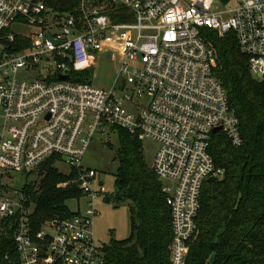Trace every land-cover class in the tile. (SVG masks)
I'll return each instance as SVG.
<instances>
[{
  "label": "built area",
  "instance_id": "1",
  "mask_svg": "<svg viewBox=\"0 0 264 264\" xmlns=\"http://www.w3.org/2000/svg\"><path fill=\"white\" fill-rule=\"evenodd\" d=\"M16 23L36 30L15 32ZM204 29L232 31L252 76L264 78V0H0V231L12 229V264H106L92 229L104 193L81 160L96 131L108 138L118 128L156 142L169 264H186L202 184L223 172L213 133L242 142ZM107 55L116 75L100 86L85 70ZM50 158L75 173L57 185L74 183L82 195L72 214L34 226L26 180L14 174Z\"/></svg>",
  "mask_w": 264,
  "mask_h": 264
},
{
  "label": "trees",
  "instance_id": "2",
  "mask_svg": "<svg viewBox=\"0 0 264 264\" xmlns=\"http://www.w3.org/2000/svg\"><path fill=\"white\" fill-rule=\"evenodd\" d=\"M203 32L214 48L216 75L239 117L242 142L233 145L223 132L213 133L210 153L223 172L202 184L186 264H264V78L252 76L232 31ZM116 133L113 197L130 202L131 233L101 245L106 264H169L170 211L162 182L147 162L138 135L124 128ZM74 174L73 169L61 171L50 158L40 166L39 178L25 181L34 226L73 213L67 201L78 199L81 190L74 183H57ZM13 261L12 229L1 230L0 264Z\"/></svg>",
  "mask_w": 264,
  "mask_h": 264
},
{
  "label": "rangeland",
  "instance_id": "3",
  "mask_svg": "<svg viewBox=\"0 0 264 264\" xmlns=\"http://www.w3.org/2000/svg\"><path fill=\"white\" fill-rule=\"evenodd\" d=\"M12 27L15 32L23 31L30 33L36 30L34 25L27 23H16ZM108 57L109 55L102 56L98 64H93L86 70V77L100 86L111 85L116 75L115 63L110 61ZM141 143L145 158L148 163H151L156 142L144 137ZM117 145L118 135L116 132L111 133L110 137L107 138V134H101V132L96 131L81 160L83 166L96 170V175L92 181L93 188H101L104 196H111L109 201H105L104 196L95 199L96 213L93 216L92 229L95 240L99 245L108 242L111 238H126L131 233L129 216L130 202L128 200H118L113 197L114 172L118 164L113 156ZM56 166L63 172H68L70 168L63 160H57ZM39 169L40 167L24 173H15L14 175L18 179L17 183L20 184L24 179L31 181L39 178ZM67 203L70 209L75 210L77 208V202L75 200L70 199ZM80 205H83L82 198L80 199Z\"/></svg>",
  "mask_w": 264,
  "mask_h": 264
},
{
  "label": "water",
  "instance_id": "4",
  "mask_svg": "<svg viewBox=\"0 0 264 264\" xmlns=\"http://www.w3.org/2000/svg\"><path fill=\"white\" fill-rule=\"evenodd\" d=\"M67 77H68L67 74H60V75H59V78H61V79H65V78H67ZM218 129H220V126L213 128V131L218 130ZM215 179H217V175H211V176H209V177L207 178V181L215 180ZM104 199H105V201H109V196L106 195Z\"/></svg>",
  "mask_w": 264,
  "mask_h": 264
},
{
  "label": "flooded vegetation",
  "instance_id": "5",
  "mask_svg": "<svg viewBox=\"0 0 264 264\" xmlns=\"http://www.w3.org/2000/svg\"><path fill=\"white\" fill-rule=\"evenodd\" d=\"M109 196V195H108Z\"/></svg>",
  "mask_w": 264,
  "mask_h": 264
}]
</instances>
